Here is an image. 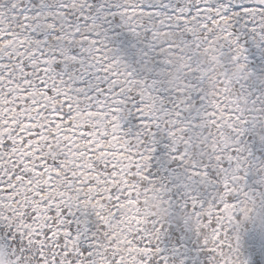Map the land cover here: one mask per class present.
Segmentation results:
<instances>
[{"label":"snow or ice","instance_id":"1","mask_svg":"<svg viewBox=\"0 0 264 264\" xmlns=\"http://www.w3.org/2000/svg\"><path fill=\"white\" fill-rule=\"evenodd\" d=\"M0 264H264V0H0Z\"/></svg>","mask_w":264,"mask_h":264}]
</instances>
